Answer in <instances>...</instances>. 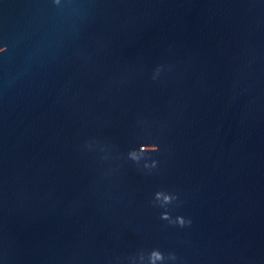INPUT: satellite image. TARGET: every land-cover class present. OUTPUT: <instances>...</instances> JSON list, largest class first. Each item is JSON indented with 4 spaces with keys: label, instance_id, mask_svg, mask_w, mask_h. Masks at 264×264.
Listing matches in <instances>:
<instances>
[{
    "label": "water",
    "instance_id": "1",
    "mask_svg": "<svg viewBox=\"0 0 264 264\" xmlns=\"http://www.w3.org/2000/svg\"><path fill=\"white\" fill-rule=\"evenodd\" d=\"M4 46L0 264H264V0H0Z\"/></svg>",
    "mask_w": 264,
    "mask_h": 264
},
{
    "label": "clouds",
    "instance_id": "2",
    "mask_svg": "<svg viewBox=\"0 0 264 264\" xmlns=\"http://www.w3.org/2000/svg\"><path fill=\"white\" fill-rule=\"evenodd\" d=\"M56 4L60 3V0H54ZM6 50V46L0 47V53ZM161 68L158 66L155 69V73L159 74ZM155 79V75L153 76ZM91 148L92 145L89 143L86 145ZM104 146H101L103 151ZM160 151V146L157 143H143L138 147H131L127 152V158L137 165L143 161V168L151 171L152 169L158 166V161L155 158L149 156V153ZM179 196L177 193L160 189L154 193L153 203L158 204L161 208L164 209L160 213V218L162 220L168 221L169 224L174 226H179L181 228L191 225L192 220L190 217H185L182 214L172 215V212L169 210V205H172L173 202L178 201ZM129 259L133 264H166L167 261H176L178 259L175 252L165 253L158 247H153L149 250L140 249L135 254L131 255Z\"/></svg>",
    "mask_w": 264,
    "mask_h": 264
}]
</instances>
